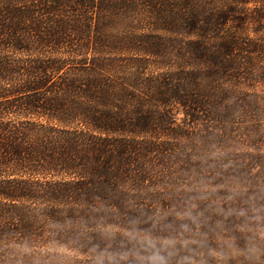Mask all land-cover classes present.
<instances>
[{"label":"trees","instance_id":"obj_1","mask_svg":"<svg viewBox=\"0 0 264 264\" xmlns=\"http://www.w3.org/2000/svg\"><path fill=\"white\" fill-rule=\"evenodd\" d=\"M189 204L249 264L215 225L264 204V0H0V264H92Z\"/></svg>","mask_w":264,"mask_h":264},{"label":"clouds","instance_id":"obj_2","mask_svg":"<svg viewBox=\"0 0 264 264\" xmlns=\"http://www.w3.org/2000/svg\"><path fill=\"white\" fill-rule=\"evenodd\" d=\"M222 185L209 187L207 184L198 188L193 199H206ZM228 200L242 194L239 187L229 188ZM255 200L256 196L250 197ZM216 214L222 218L216 222L215 228L223 230L224 220L236 218L245 228L248 247L246 249L249 264H260L259 258L264 256V204L249 205L239 208L217 207ZM149 227H141L138 218H131L121 233V246L117 249H93L92 264H210L215 259H226L229 250L236 247L235 238L226 236L219 247L209 244V232L202 231L205 224L204 213L195 211L189 204L175 213L169 220V213L157 210L147 221ZM101 232L111 238L116 230L105 225ZM24 251L30 252L27 245Z\"/></svg>","mask_w":264,"mask_h":264}]
</instances>
